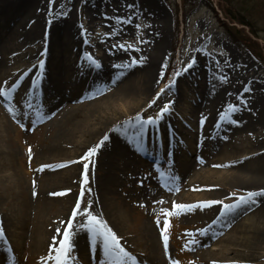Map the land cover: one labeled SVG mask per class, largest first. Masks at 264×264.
Segmentation results:
<instances>
[{
    "label": "bare ground",
    "instance_id": "1",
    "mask_svg": "<svg viewBox=\"0 0 264 264\" xmlns=\"http://www.w3.org/2000/svg\"><path fill=\"white\" fill-rule=\"evenodd\" d=\"M58 1L64 3L68 0H0V88L11 93L7 99L0 97V183L8 180L11 185L10 178L16 177L14 172L9 177L3 171L8 169L14 156L13 148L2 146L7 140L8 129L20 125L19 113L35 108L38 97L44 101L40 105L41 111L36 112L38 118L42 119L41 123L49 124L48 128L55 136L37 156L35 150L32 154L36 160L39 156V166L45 164L46 158H50L61 167V171L54 173L41 168L37 170L34 182L36 188L29 189V200L16 202L18 195L12 193L9 215L6 218L0 214V230L3 232L0 237V264H14V259H20L15 239L8 233L9 226L25 232L32 227L31 233L20 235L31 244L32 252L40 255L36 264H51L47 260L49 249L57 247V238L63 235L69 220L73 221L72 252H76L70 264H74L75 260H85L91 264H108V260L116 263L114 257L103 251L102 237L87 228H81V224L87 221L85 212L93 207L99 215L104 214L110 229L122 237L119 230L121 224L127 226L123 204L133 206L136 203L149 208L153 203L161 205L181 202V199L170 201L176 183L173 184L169 178L152 181L144 176L141 177V189L135 188L141 171L148 170L146 165L142 167L138 164L141 145L148 146L151 141L157 142L160 130L163 142L161 153L171 158L178 155L179 148L184 147L182 144L181 147L173 145L172 139L176 143L177 138L185 137V132L193 126L199 133L197 143L210 135L211 129L231 138L246 129L264 126V92L259 82L241 79L240 72L232 74V64L228 62H224L223 73L212 67L197 69L196 61L192 60L188 74L197 73L195 77L199 76V80L205 82L196 104L201 117H189L186 123H182L181 117L177 121L173 118L169 121L157 119L152 124H144L141 132V124L148 120L144 121L143 117L150 109L147 105L149 98L153 97L154 105L159 102L160 108L168 102L179 113L183 111L179 102L187 94L182 86L184 74L179 73L168 83L171 84L168 89L160 91L163 95L155 98L153 90L160 77V63L164 59V42L167 37L163 13L156 14L158 10L153 0L148 1L150 4L142 1L145 13L154 15L156 19L151 29L146 27L144 30L145 47L104 51L102 57L93 63L86 54L85 37L77 32L71 20L57 16ZM98 1L85 0L83 3L90 24L104 15L103 4ZM136 6L140 7V4ZM119 7H123V10L119 9L116 13L122 16L123 23L117 27L118 35L120 37L122 33L126 37L129 34L127 20L130 14L126 12L124 7L127 6L124 4ZM105 8L117 9L110 6ZM154 34L155 38L152 39ZM133 61L136 63L133 64ZM96 64L100 67H96ZM236 66L242 70L254 68L252 62ZM13 85L16 87L13 88ZM92 96L94 100H90ZM51 112L54 114L51 115ZM153 127H157V133ZM171 128L175 137L173 133L165 136L164 132ZM215 136L211 142L217 155L216 160H224L226 163L231 158V148L224 146L221 138L216 141ZM97 145H100L99 148ZM91 149H95L94 155L89 154ZM145 151L149 155L156 154L155 151ZM85 154L90 159L81 161ZM250 157L241 161V164L234 163L231 169L224 171H206L203 167L205 162L196 160L183 172V183H186L187 191L201 187L205 192L185 195L186 200L191 197L192 202L202 201L205 204L192 210L179 209L181 214H178L182 217L187 215L197 226L195 237L201 238L194 245L198 249V264L264 262V196L254 197V203L247 199L249 192L260 193L264 190V149L253 150ZM25 168L24 175L30 180L33 167L27 164ZM93 174L95 176L92 177ZM192 179L203 183H192ZM207 181L217 184H207ZM50 183L62 189H56L53 193L49 189ZM13 184L16 188L22 185L16 178ZM81 185L84 189L89 188L82 194L88 196L89 206L73 217L72 212L79 198L78 193L74 192ZM224 187L234 192L225 193L222 207L221 202L216 201L222 199L220 190ZM11 189H14L12 185ZM241 196L245 197V201L238 199ZM211 200L214 202H209ZM58 201L62 203L57 211L62 214L61 218L49 215ZM229 205L234 207L229 209L226 207ZM201 224H210L209 229L206 231L200 227ZM137 237L146 251L144 256L136 258L142 264H172L165 250L159 247L161 240L152 226L148 223L140 225L135 232ZM124 245L130 247L126 241ZM211 245L217 247L215 252L207 248ZM128 261L125 259L123 263Z\"/></svg>",
    "mask_w": 264,
    "mask_h": 264
},
{
    "label": "rangeland",
    "instance_id": "2",
    "mask_svg": "<svg viewBox=\"0 0 264 264\" xmlns=\"http://www.w3.org/2000/svg\"><path fill=\"white\" fill-rule=\"evenodd\" d=\"M78 1L80 6L78 5ZM84 1L85 0H68L64 3L58 1L60 4L58 6L57 16L62 19L68 18L71 20L74 23L77 32L85 37V50H87L86 54L89 59L93 60V63H95L97 58L102 57L104 51H110L118 48L120 51L121 48L125 50H134L139 46L145 47L146 39L144 38V30L146 27H150L151 29L156 23V19L153 17L154 15L146 14V10L142 8L141 2L145 1L147 3L149 0H99L98 3L101 5L103 4L102 11L104 12V15L100 20L94 22L93 24L89 23L90 21L86 15V11L83 8ZM153 3L158 10V12L155 11L156 14L159 12L160 14L163 13L167 28V37L164 42L165 47L163 51L164 59L163 62L161 60L160 63V77L153 90L155 93V98L158 95H163V93L160 91L165 90V88L168 89V87L171 86V84L168 83L173 81L174 77H176L179 73L184 74L182 86L184 87L183 90L187 91V94L186 98L181 99L179 102V106L183 109L182 112L176 113L174 110L175 108L171 107L167 102L165 105L169 106L168 111L162 113L159 118H157V114L161 113V109H163L165 105H162V108H160L158 107L159 102L154 105L153 97L149 98L147 105L150 109L144 113L143 120L148 118H152L153 120L163 118L169 121V119L173 118L177 121L180 120L181 117L182 123H186V119L189 117H194L196 119L201 117L202 114L200 113L196 104H198L199 92L204 87L205 82L200 81L199 76L195 77V74L197 73L188 74L187 70L192 60L196 61L195 63L197 65V69L203 70V68L207 69L212 67L214 70H221L223 73L224 62H228L232 64V74L237 75L238 72H240L241 79H250L251 81L259 82L261 89L264 92V32L259 33V37H261L262 40L256 41L258 48L255 49V52L260 57V62L247 52L243 43L236 42L235 44L230 41L228 32L224 29V23L229 27L235 28L236 31H242V29L227 22L224 19L223 15L219 11V8L217 7V0H184V2L182 0H153ZM184 3H186L185 6H183ZM121 4L127 6L124 8L126 12L130 14L127 20L129 34L126 37L123 36L122 33H120L121 35L119 37V31L117 30V27L122 26L123 23L122 16L116 13V11L119 9L123 10V7H119ZM138 4H140V7L136 6ZM147 4L150 3L148 2ZM105 6H110L117 9L109 10L108 8L106 9ZM178 8H182L184 11H186V14H184L181 18L180 14H178ZM210 8L214 11V13H212ZM260 10L261 7L256 8L254 17L259 16L260 18ZM215 14L217 16H215ZM177 23L178 27H176ZM261 31H264V29ZM245 35L246 34L244 33L242 36ZM154 38L155 34L152 39ZM232 38L234 39L233 36ZM152 39L150 41V48H152ZM234 40L236 41V39ZM224 57L227 59L224 60ZM250 61L253 63V69L250 67L249 69L245 68L242 70L236 66L238 64L243 65L244 63H251ZM214 77L217 76L214 75ZM240 83L243 84L244 82L240 81ZM98 97L99 96H96V98ZM38 99V105L35 108H32L26 112L21 111L19 113V117L21 119L20 125H18V127L15 126L8 129L7 140L5 139V142L2 144L3 148L11 147L14 149L12 163H8V169H3V171L5 174L9 175V177L13 176L11 175L13 172L16 173V177L14 176L13 178H10L11 185L14 187V189H11V185L8 184V180H6L5 183L3 181L0 183V214L5 217L6 215H9V209L12 208V193H17L18 195L15 200L16 202L29 200L28 192L29 189L36 188L34 182L36 181V172L37 170L39 171V168L50 173L61 171L59 164L50 158H46L44 161L45 164L39 166L37 163V160L39 162V156L36 160V157L34 159L32 154V151L35 150L37 156V154L42 151L43 148L50 144L51 138L55 136V134L52 135V131H50L48 128L49 124H47V122L41 123L42 119L38 118L36 112L41 111L40 105L42 102H44L42 97H38ZM94 99L95 97L92 96L90 100ZM152 100L153 102H151ZM26 106L29 107L28 104H26ZM156 111L158 112L155 113ZM53 114L54 112H51V115ZM139 115L141 114L139 113ZM41 116L43 115L41 114ZM153 128L157 133V127ZM246 130L247 131H242L241 133L230 138L225 134L219 135L217 134V131L211 129V134L206 135L204 140L197 143L196 138L198 137L199 133L198 129L193 126L185 132V137L179 136L176 143L175 139H172L173 145L176 144L181 147L182 144L184 147L179 148L178 155L171 158L161 153V146L163 145V142L160 138L162 137V131L159 130V140L157 142L151 141L148 146L147 144L141 145L140 153L137 156L138 164L142 167L146 165L148 170H145L144 172L143 170L141 171L138 179L139 182L135 188L141 189V177L144 176L149 177L152 181H164L166 178H169L173 180V184L176 183V188L172 189L171 191L172 197L170 201L181 199L180 204H177V201L175 204L189 206L181 210H192L193 208L198 207V205L205 204L202 203V201L192 202L191 197H188V200L184 198L185 195L190 196L205 193L202 191L203 188L201 187L198 189L194 188V190L188 189L187 191L185 188L186 183H183L185 181L183 179L184 170L194 161L200 160L201 162H205L203 167L206 171H224L231 169L236 162L241 164V161H246L247 157L252 155L253 150L257 148L260 151L263 150L264 126L260 125L255 129L252 128ZM172 133V128L164 132L165 136L167 137ZM173 135L175 137V133H173ZM214 136L216 141L217 138H221L222 140L220 141L224 144V146L231 148V158L227 159L225 161L226 163H224V160L221 162L216 160L217 155L213 150L211 142V139ZM185 140L186 142H184ZM185 143L187 144L185 145ZM145 150L151 152L155 151L156 154L149 155ZM199 155H201V158H199ZM88 159H90V156L85 154L81 158V161ZM27 164L33 167L30 180L24 175ZM93 176L95 175L93 174L92 177ZM15 178L20 181V183H22L19 188H16L13 184ZM191 182L199 183L201 181L192 179ZM202 183L203 181L201 184ZM206 183L217 184L216 182L209 181ZM54 186L56 185L50 183L49 189L53 191V193L56 192V189H62L60 187L55 188ZM85 189L88 190L89 188L86 187ZM85 189L81 185L74 192L78 193L77 196L79 197V211H83V209H87L89 206L87 199L88 196L82 195ZM226 192L232 194L234 191L228 189L227 187H224V189L220 190V196H223V200L219 199L216 202H221L222 207L224 206V195ZM60 198H62V194L60 195ZM209 202L214 201L211 200ZM61 204L62 203L60 201L55 203V205H53L54 208L52 212L49 213V215L52 214L56 218H59L62 214H58L57 211L60 207H62ZM173 205L174 204L172 203L161 205L153 203L152 205H149V208H147L136 203H134L133 206L131 204H123L127 214V226L121 224V228L119 230L122 232L120 233V235L122 234V237L117 234L120 238V242L122 244H124V241L128 242L130 246L128 249L133 251L132 253L134 256L135 254H138V256H144L146 253L144 245L140 243L138 237L135 238V232L140 227V225L148 223L153 227L155 234L161 238L163 245L165 246V242L161 236V233L164 231V221L167 219L168 228L166 235L168 237V241L166 253L170 262L172 264H198V249L196 247L192 249L189 248L193 241H199V239L197 240L194 236L191 237L192 233H194L197 229V226L190 221L187 215H183L184 217L179 216L178 214H181V211L179 209L174 210ZM76 209L77 204L74 210ZM177 210H179V212H177ZM103 211L105 210L103 209ZM65 212L66 211H64V213ZM89 212L94 216H98L105 222L107 227L110 228V225L107 222L106 216L104 214L101 213L102 215H99V212L93 207L90 208ZM165 212H169L171 215L165 216ZM204 225L206 224H201L200 227H204ZM0 227H2L1 224ZM111 230L113 233H115L113 229ZM31 231L32 227H30L29 231L27 232L23 230H16L14 226L12 228H10V226L8 227V233H11V237L13 236V239H15V243L18 247L17 256H20V259L15 261L16 264H36L40 259L38 258L40 255L34 251L32 252V248L30 247L31 244L28 243V241L26 242L20 235V233H31ZM236 237L239 238L240 235H236ZM57 240H59V236ZM161 246L162 245L160 242L159 247ZM207 247L211 249L212 252H215V248L217 249V247L213 245ZM164 250L165 248L163 247V251ZM32 257L33 261L31 260ZM260 263L264 264V262ZM78 264L91 263L81 260L78 262ZM222 264L224 263L222 262Z\"/></svg>",
    "mask_w": 264,
    "mask_h": 264
},
{
    "label": "snow or ice",
    "instance_id": "3",
    "mask_svg": "<svg viewBox=\"0 0 264 264\" xmlns=\"http://www.w3.org/2000/svg\"><path fill=\"white\" fill-rule=\"evenodd\" d=\"M134 63H136V61H133V64ZM95 66L100 67L99 64H96ZM12 87L15 88L16 85H13ZM10 94H11L10 91H5L3 88H0V97L7 99ZM168 107H169L168 105H165L164 108L161 109V113L157 114V118H159V116L162 113L167 112ZM152 123H154V120L152 118H148L147 121L143 122L141 124V132H143L144 124H152ZM105 139H107V137H105ZM99 146L100 145H97L96 147L99 148ZM89 154L94 155L95 149H91ZM258 195L264 196V190H262L260 193L249 192L247 194V199L252 200L254 203L255 201L253 200V198ZM238 199L242 202L245 201V197L243 196L239 197ZM185 207H189V206L176 205V204L173 205L174 210L184 209ZM226 207L231 209L232 207H234V205H229ZM78 211H79V202L77 203V209L74 210L73 212V217L78 215ZM85 215L87 217V221L86 223L81 224V228H87L89 231L96 232L102 237L101 244L103 246V251L105 252L106 255L114 257L116 260V264H123V261L125 259L128 260L133 259L129 255V253L126 252L123 247H121L116 235L112 232L110 228L107 227V225L103 220H101L98 216L92 215L90 212H85ZM164 215L168 216L171 215V213L165 212ZM167 228H168V220L165 219L164 231H162L161 233V236L163 237L165 242V251H167V241H168V237L166 235ZM72 229H73V221L69 220L67 222V227L63 230L62 238L58 241V247L49 249L50 254L47 256V260L53 261V264H70V261L73 259V257L71 256V251L73 247L71 243V237L73 235ZM57 231L59 232L60 229H57ZM2 236H3V232L2 230H0V237ZM51 253H55V255H52ZM133 264H135L134 260H133Z\"/></svg>",
    "mask_w": 264,
    "mask_h": 264
},
{
    "label": "trees",
    "instance_id": "4",
    "mask_svg": "<svg viewBox=\"0 0 264 264\" xmlns=\"http://www.w3.org/2000/svg\"><path fill=\"white\" fill-rule=\"evenodd\" d=\"M217 7L227 22L242 29V31H236L235 28L229 27L224 23V29L228 32L231 41L233 43H243L245 49L255 59L260 61V57L255 52V49L258 48L256 41L262 40L259 37V33L264 32L261 31L264 29V0H217ZM258 7H261L260 18L259 16L254 17L256 8ZM212 13H214L213 10ZM215 16L217 15L215 14ZM244 33L246 35L242 36Z\"/></svg>",
    "mask_w": 264,
    "mask_h": 264
}]
</instances>
